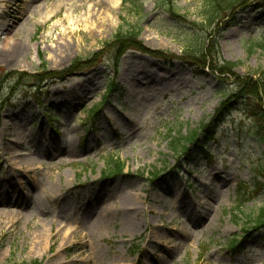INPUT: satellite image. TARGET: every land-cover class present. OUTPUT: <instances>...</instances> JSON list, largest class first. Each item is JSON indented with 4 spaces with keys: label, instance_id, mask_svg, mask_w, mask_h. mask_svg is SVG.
I'll return each instance as SVG.
<instances>
[{
    "label": "rangeland",
    "instance_id": "rangeland-1",
    "mask_svg": "<svg viewBox=\"0 0 264 264\" xmlns=\"http://www.w3.org/2000/svg\"><path fill=\"white\" fill-rule=\"evenodd\" d=\"M125 1L0 0V24L20 49L0 60V264L75 256V264H264V229L244 235L264 206L254 181L264 159L259 125L231 100L210 135L202 130L237 81L264 72V0H244L211 28L201 23L202 0L175 2L187 23L157 0ZM122 24L139 25L145 49L176 57L189 41L219 36L217 58L237 66L220 75L209 56L199 69L129 50L116 67L105 44ZM74 60L79 70L40 85L27 77L43 66L63 73ZM69 145L75 154L60 155ZM111 158L124 164L121 175H104ZM42 227L52 231L48 249L34 245ZM67 229L77 234L65 237Z\"/></svg>",
    "mask_w": 264,
    "mask_h": 264
},
{
    "label": "trees",
    "instance_id": "trees-1",
    "mask_svg": "<svg viewBox=\"0 0 264 264\" xmlns=\"http://www.w3.org/2000/svg\"><path fill=\"white\" fill-rule=\"evenodd\" d=\"M177 0H157V5L160 7L162 11H164L170 18L176 21H185L183 16H180L177 12V8L175 7V2ZM122 3L125 4L126 1L122 0ZM244 3V0H202V9H203V19L202 24L208 25L209 28L213 27L216 23L221 21L225 16L227 17L228 13H234L237 7H240ZM123 23V19L121 20ZM234 20L227 22V24L232 25L231 23ZM185 23H187L185 21ZM226 24V23H225ZM192 26L195 27H202V25H195L191 23ZM141 28L138 24L134 26L124 25L119 27L117 32L115 33L112 41L110 43H106L105 45L110 48L112 51L117 53L115 57V65L118 66L119 59L129 50L138 51L141 53L150 54L153 56L161 57L162 59L173 61L174 59L181 60L184 64L194 66V67H204L207 63V57H211L214 59L211 70L213 72L219 73L220 75H231L235 67L237 66L236 63L232 62H222L217 57L218 54V46L217 41L218 37L211 38V40L202 41L201 44H194L192 41H189L184 48L182 56L176 57L172 54L164 53H154L150 50H147L143 47L141 41L139 40V36L141 34ZM260 46V44H259ZM80 63L79 60H74L70 67L64 71L63 73H53L46 70L45 66L41 68V73L39 75L27 76L26 74H13L12 78L21 81L23 78L31 77V79H35L38 81V84L41 82L43 83L44 80L51 79L52 77H58L65 73H71L73 71L79 70L78 64ZM260 77L258 79L252 80L250 79V83L247 84L245 81H237L239 84V88L236 94L229 101H223L219 108L216 110V114L214 115L212 121L207 126L203 127L202 130L205 133H208V136L214 129V126L218 123L223 121L225 115L231 110V100H241V102L245 106V114L249 117L253 118L258 123V131L257 135L261 142L264 144V72L259 73ZM14 79V80H15ZM18 80L16 82H18ZM40 85V84H39ZM112 90V86L108 88L107 92ZM106 99H103L100 104H103ZM91 117L97 115V109H90ZM91 119L89 123L92 122ZM90 126V124H89ZM198 135L200 133L193 132L189 138H185L188 145L194 144V141L198 140ZM124 169V164L119 162L118 160L111 158L108 163L106 170L104 172L105 176H116L121 175ZM158 172L151 173L152 177H157ZM254 181L256 182V190H260L264 184L260 181L264 182V159L259 163L257 167V173L255 175ZM243 196V193L241 194ZM239 199L242 197L239 194ZM249 223L254 224L253 228H246L244 229V235H249L252 231H258L264 229V206L258 210L257 215L255 216L254 220H251L250 216ZM238 246V242L233 241L231 243V248L234 249ZM34 264H40L35 262Z\"/></svg>",
    "mask_w": 264,
    "mask_h": 264
},
{
    "label": "bare ground",
    "instance_id": "bare-ground-1",
    "mask_svg": "<svg viewBox=\"0 0 264 264\" xmlns=\"http://www.w3.org/2000/svg\"><path fill=\"white\" fill-rule=\"evenodd\" d=\"M119 0H105V3H103V6L106 4L109 8L110 6H114V8L118 5ZM101 27V26H100ZM95 28H98V26L95 25ZM10 27L8 25H3L0 24V60H9L11 55L15 54H19V45L15 42V40L11 39L8 35V31H9ZM11 53V54H10ZM61 152L60 155L64 154V155H68V156H73L75 154L72 145L67 146L65 149L64 148H60ZM15 164V163H14ZM33 163L28 161V164L26 165L27 167L29 165H32ZM16 165H19V167L22 166V163H17ZM5 202V201H2ZM127 202L125 204V208H124V214L127 218V220L129 221V223H132L131 221L135 219V215L134 213L137 212L136 207L134 202L128 197L126 199ZM6 203V202H5ZM1 204V203H0ZM7 204V203H6ZM115 209V206L112 205L111 209L107 208V209H103L100 210L99 212V217L98 219L101 218H105L107 215H110V213L112 212V210ZM51 228L49 230L45 229V227H42V229L38 230V235L36 237V239L38 240L37 243H35V247H40V246H44L45 249H48V245L51 242ZM77 234L76 231H72L70 229H67L64 232V236H68L69 238L74 237V235ZM61 252H64L66 249L64 247H61ZM65 259V257L63 258ZM77 256L72 257L69 262H65L62 264H75L77 263Z\"/></svg>",
    "mask_w": 264,
    "mask_h": 264
}]
</instances>
